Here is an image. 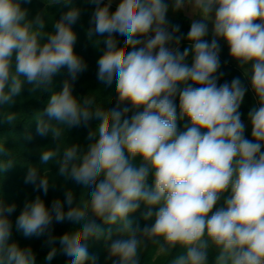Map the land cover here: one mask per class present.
Listing matches in <instances>:
<instances>
[{
    "label": "clouds",
    "instance_id": "9594fccd",
    "mask_svg": "<svg viewBox=\"0 0 264 264\" xmlns=\"http://www.w3.org/2000/svg\"><path fill=\"white\" fill-rule=\"evenodd\" d=\"M30 2L0 0V129L35 121L37 135L54 141L37 149L39 163L57 166L64 183L82 188L78 200L67 189L50 207L37 195L16 218L25 237L47 235L45 264L58 252L68 264H97L87 247L93 237L104 238L112 264H144L149 249L168 264H264V0H171L173 11L188 7L198 17L182 51L185 37L167 20L169 0H120L114 11L112 0H88L95 7L87 37L103 45L97 80L106 90L114 86L112 108L92 92L73 94L87 69L74 51L75 0H44L33 17L22 6ZM56 8L66 9L59 19ZM221 40L258 101L247 114L252 139L239 111L247 88L239 77L218 84ZM62 68L69 78L52 91ZM37 93L34 99L50 93L46 107L18 121L21 109L13 106ZM178 109L188 121L183 130ZM93 120L86 146H64L65 133ZM7 139L0 135V179L27 165L25 183L46 196L56 181L17 163ZM142 206L143 226L130 219ZM15 210L0 198V264H35L31 247L10 242ZM98 220L110 226L106 232ZM65 221L72 230L52 235L53 223Z\"/></svg>",
    "mask_w": 264,
    "mask_h": 264
},
{
    "label": "trees",
    "instance_id": "16d2710c",
    "mask_svg": "<svg viewBox=\"0 0 264 264\" xmlns=\"http://www.w3.org/2000/svg\"><path fill=\"white\" fill-rule=\"evenodd\" d=\"M104 2L107 3V0H104ZM75 3L81 8V16L80 19L72 26L73 31L77 35L74 51L77 55L83 58L87 64V69L81 73L74 82L73 94L82 98L92 92L90 95L94 97L98 104L104 105L106 108L115 107L116 101L114 86L112 89L106 90L103 86H100L97 80V60L103 52V45H101L100 49H97L87 37V29L92 26L90 24V19L95 6L88 3V0H75ZM22 6L28 9L29 17H33L39 10H42L45 5L44 0H31L30 3L24 4ZM116 7V5L112 4L110 11H114ZM53 11L56 13V18L59 19L60 15H62L66 9L56 8L53 9ZM169 22L170 25H179L180 33L178 34L182 33L185 37V39L181 40L179 45V48L182 51L185 47H188L189 44L186 39V35L189 31L192 20L188 14L181 10L176 15V17ZM117 39L120 42V46H123L124 37L117 36ZM205 39L209 41L211 40V32H209V35L205 37ZM219 43L221 46V67L217 75H219V73H223V75L218 80V84H222L225 81L230 83L233 78L239 77L241 82L247 88L244 101L239 109L241 113V119L244 123L249 121L247 117L248 112L253 107H258L257 100L254 92L251 89L250 80L243 76V70L241 67L230 57L227 44L223 40H221ZM67 78H69L67 69L62 68L60 72L53 77L51 90L55 92L60 91L62 89L63 81ZM23 95L28 96L27 90L24 91ZM49 96L50 93H45L39 99H34L39 97V94L37 93L34 97H23L21 99V104L18 102L13 106V110L21 109L18 121L27 122L28 120L32 119L30 113L43 111V109L46 107ZM110 99L111 101L108 102ZM176 103L178 106V98ZM177 115L178 128L183 130L184 124L188 122L187 118H179V109ZM96 123L97 121L93 120L87 127L81 125L79 127L72 128L69 133L70 135L65 133L64 146H70L72 142H79L82 146H86V137L88 131L90 128H95ZM0 135L8 136L7 146L10 148L14 147L12 155L17 163H32L34 166L38 167L42 172H44L50 181H56L55 185L50 187L48 194L45 196L43 195L42 191H35L32 184L25 183L28 166L20 164L14 165L6 174H4V177L0 179V198L3 199L5 204L14 203L16 205L15 212H13L9 217L13 224L10 242H17L21 247H31L35 254V264H45L44 258L47 256V253L51 248V246L46 243L47 235L41 237H25L21 232H17L15 229L16 218L23 210L25 202L33 200L37 195H41L46 206L50 207L54 199H60L63 201L64 193L67 189H72L76 199L78 200L82 188L80 185L75 184L71 180L67 181V183H64L63 179L56 174L58 171L57 166L43 165L39 163L40 153L37 149L48 144H53L54 141L50 136L41 137L37 135L35 121L27 124V126L24 123H20L15 128L0 129ZM245 137L252 139L251 134L246 128ZM17 144L22 145L27 151L25 152V149L18 146ZM48 147H54V145H49ZM150 183L151 181H149V184ZM65 210H67V205H65ZM143 211L144 208L142 206L141 209H139L136 213L130 215V219H132L134 222H139L143 226V224L146 223L141 215ZM97 223L101 225L105 232L110 227L100 220H98ZM73 227L74 225L68 221L63 223L54 222L52 225V235L59 237L65 232L72 230ZM87 247L89 254H94L98 257L97 264H112V261L107 259L108 248L103 237L100 239L93 237L88 242ZM142 260L144 264H168L167 258L155 256L151 249H149V251L143 255ZM47 264H68V258L62 254H59L58 252L53 260L47 262Z\"/></svg>",
    "mask_w": 264,
    "mask_h": 264
},
{
    "label": "rangeland",
    "instance_id": "374dc122",
    "mask_svg": "<svg viewBox=\"0 0 264 264\" xmlns=\"http://www.w3.org/2000/svg\"><path fill=\"white\" fill-rule=\"evenodd\" d=\"M119 2H120V0H112V4H114V5H118L119 4ZM187 8V7H186ZM186 8H184V10L186 9ZM190 9V8H189ZM183 10V9H182ZM183 10V11H184ZM181 11V10H180ZM180 11H173L172 10V6H171V0H169V11H168V13H167V20L168 21H171L172 19H174L175 17H176V15L180 12ZM189 13H190V18H191V20H193L194 18H198V17H194L193 15H192V13H191V11H189ZM211 27H212V25L211 24H209V29L211 30ZM248 67H250V65L248 66ZM257 100V99H256ZM257 104H258V101H257ZM244 124H245V126H246V129H247V131L251 134V124H250V121H246V122H244Z\"/></svg>",
    "mask_w": 264,
    "mask_h": 264
},
{
    "label": "crops",
    "instance_id": "0c3cea01",
    "mask_svg": "<svg viewBox=\"0 0 264 264\" xmlns=\"http://www.w3.org/2000/svg\"><path fill=\"white\" fill-rule=\"evenodd\" d=\"M183 10H184V9H183ZM189 11H190V9H189L188 7L184 10V12H185L186 14L190 15Z\"/></svg>",
    "mask_w": 264,
    "mask_h": 264
}]
</instances>
